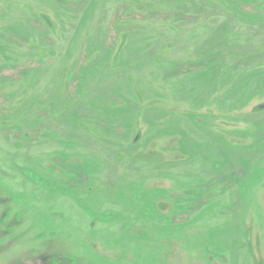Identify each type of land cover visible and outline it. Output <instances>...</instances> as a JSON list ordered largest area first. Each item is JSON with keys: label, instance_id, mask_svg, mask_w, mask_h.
I'll use <instances>...</instances> for the list:
<instances>
[{"label": "rangeland", "instance_id": "374dc122", "mask_svg": "<svg viewBox=\"0 0 264 264\" xmlns=\"http://www.w3.org/2000/svg\"><path fill=\"white\" fill-rule=\"evenodd\" d=\"M0 264H264V0H0Z\"/></svg>", "mask_w": 264, "mask_h": 264}, {"label": "trees", "instance_id": "16d2710c", "mask_svg": "<svg viewBox=\"0 0 264 264\" xmlns=\"http://www.w3.org/2000/svg\"><path fill=\"white\" fill-rule=\"evenodd\" d=\"M199 8H201V9H207V7H204V6H201V7H199ZM206 24H201L200 25V27L199 28H201L202 26H205ZM209 25V24H208ZM210 29H213V31H214V27H213V25L212 26H210ZM186 45H188V41L187 42H185V41H183L182 42V46L184 47V46H186ZM170 62H172L171 60H170ZM214 63H218V62H214ZM217 65H215L214 67H216ZM225 70V71H224ZM223 71L226 73L227 71H228V73H229V70H228V64L226 63V65L223 67ZM224 73V74H225ZM228 73L227 74H225V75H228ZM196 74H198L199 75V77L201 78V79H203V80H208V82L209 83H211L210 82V80L212 79V74H208V72L206 71V70H202V71H196ZM228 78H230V77H228ZM233 106V105H232ZM231 105H230V107H232ZM225 109V108H224ZM258 110H261V108L260 107H257V108H255V111H258ZM227 117L228 118H230V119H234V118H236L237 116L236 115H233V113H228L227 114ZM204 118V117H203ZM215 118H219L218 116H216ZM226 118V117H225ZM205 120H206V122H205V124H208L209 123V121L207 120V118L205 117Z\"/></svg>", "mask_w": 264, "mask_h": 264}]
</instances>
